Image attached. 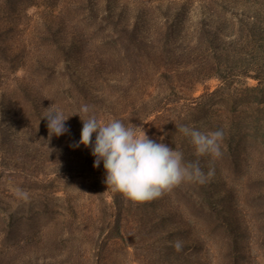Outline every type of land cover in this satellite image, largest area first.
I'll list each match as a JSON object with an SVG mask.
<instances>
[{
  "label": "rangeland",
  "instance_id": "374dc122",
  "mask_svg": "<svg viewBox=\"0 0 264 264\" xmlns=\"http://www.w3.org/2000/svg\"><path fill=\"white\" fill-rule=\"evenodd\" d=\"M85 105L185 161L181 125L222 130L215 175L107 189L70 147ZM49 107L69 133L49 138ZM0 264H264V0H0Z\"/></svg>",
  "mask_w": 264,
  "mask_h": 264
},
{
  "label": "clouds",
  "instance_id": "9594fccd",
  "mask_svg": "<svg viewBox=\"0 0 264 264\" xmlns=\"http://www.w3.org/2000/svg\"><path fill=\"white\" fill-rule=\"evenodd\" d=\"M48 109L41 119L46 120L49 138L69 133L66 121L70 117H66L61 109ZM89 113L90 108L86 105L77 113L83 127L80 139L70 147L75 149L83 145L90 148L95 158L93 167L99 168L103 164L107 189L123 194L132 202L159 198L181 183L203 185L215 175L214 167H209L207 172L202 169L200 158H219L222 155V130L206 132L181 125L179 131L189 139L196 157L195 160L185 161L182 151L151 139L142 127L127 126L118 119L103 123ZM15 195L20 200L29 199L28 192L19 188L15 190ZM173 246L180 251L183 242L177 240Z\"/></svg>",
  "mask_w": 264,
  "mask_h": 264
},
{
  "label": "trees",
  "instance_id": "16d2710c",
  "mask_svg": "<svg viewBox=\"0 0 264 264\" xmlns=\"http://www.w3.org/2000/svg\"><path fill=\"white\" fill-rule=\"evenodd\" d=\"M66 58H68V57H66ZM65 61H68V59H65Z\"/></svg>",
  "mask_w": 264,
  "mask_h": 264
}]
</instances>
